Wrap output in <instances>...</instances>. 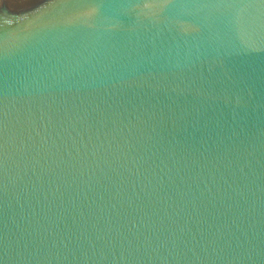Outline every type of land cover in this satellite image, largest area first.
I'll return each mask as SVG.
<instances>
[{
    "label": "water",
    "instance_id": "1",
    "mask_svg": "<svg viewBox=\"0 0 264 264\" xmlns=\"http://www.w3.org/2000/svg\"><path fill=\"white\" fill-rule=\"evenodd\" d=\"M0 264H264V0H0Z\"/></svg>",
    "mask_w": 264,
    "mask_h": 264
}]
</instances>
